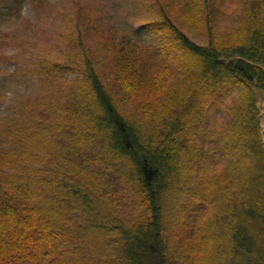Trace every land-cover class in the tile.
Listing matches in <instances>:
<instances>
[{"label": "trees", "instance_id": "obj_1", "mask_svg": "<svg viewBox=\"0 0 264 264\" xmlns=\"http://www.w3.org/2000/svg\"><path fill=\"white\" fill-rule=\"evenodd\" d=\"M132 2L123 24L65 0L61 40L28 44L0 109V264H264V0L222 28L211 0Z\"/></svg>", "mask_w": 264, "mask_h": 264}, {"label": "rangeland", "instance_id": "obj_2", "mask_svg": "<svg viewBox=\"0 0 264 264\" xmlns=\"http://www.w3.org/2000/svg\"><path fill=\"white\" fill-rule=\"evenodd\" d=\"M211 1L214 21H216L218 28L231 25L232 16L238 13L241 0ZM95 2L99 5V13L109 14L112 22H115L114 18H117L125 24L130 22L129 14L130 17L132 13L135 16L137 15V12L133 10L132 5L134 3L132 0H95ZM103 4H106V7ZM64 9L65 0H24L21 11L12 17L7 26L0 27L2 32H10L9 36H13L15 40L19 39L20 41L21 38L23 39V45L17 47L5 44L2 49V52L7 56L16 54L18 59L16 63L10 61L0 65V93L2 94L0 109L6 106L7 99L13 94L12 89L15 90V94L24 91V80H22L21 75L23 74V68L29 67L25 57L27 51L32 49L28 44L31 43L38 50H42L54 46L56 42L61 40L58 26L64 25L60 16L61 11ZM54 19H57L56 25ZM188 33L194 41L204 42L205 40V36L198 34L196 31L189 30ZM33 49L36 48L33 47ZM256 106L264 142V92L257 93Z\"/></svg>", "mask_w": 264, "mask_h": 264}]
</instances>
